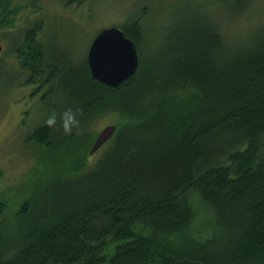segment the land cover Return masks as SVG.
<instances>
[{"label":"trees","instance_id":"1","mask_svg":"<svg viewBox=\"0 0 264 264\" xmlns=\"http://www.w3.org/2000/svg\"><path fill=\"white\" fill-rule=\"evenodd\" d=\"M192 4L156 46L149 9L117 26L139 68L114 89L55 52L41 16L20 30L26 81L59 80L79 123L30 135L39 181L11 219L0 201V264H264V0ZM23 8L0 0V28ZM105 117L117 130L92 163Z\"/></svg>","mask_w":264,"mask_h":264},{"label":"rangeland","instance_id":"2","mask_svg":"<svg viewBox=\"0 0 264 264\" xmlns=\"http://www.w3.org/2000/svg\"><path fill=\"white\" fill-rule=\"evenodd\" d=\"M80 2L81 4L69 0H20V4L24 5L23 11L9 25L0 28V201L7 204L8 219L13 217L19 205L29 195L30 187L33 190L31 185L39 181L35 148L29 142L32 132L45 124L54 113L58 123L57 133L62 137L71 133L65 132L63 128V113L71 110L77 116L75 102L59 80L45 87L29 85L26 81L27 75L22 72L15 54L14 41L19 40L20 30L31 19L40 16L44 19L45 40L55 52L61 51L68 56L72 66H75L85 61L98 33L121 25L131 14L139 15L143 10L149 9L147 41L155 46L161 40L162 29L171 24L172 16L184 11L187 6H195L192 2L199 6L209 4L208 10L213 14H220L217 0ZM230 32L232 35V31ZM113 122L112 118L105 117L89 123L87 128L93 134L90 143L94 144L100 132ZM95 154L91 158L92 163L101 155L100 152ZM106 247L107 251L108 244Z\"/></svg>","mask_w":264,"mask_h":264},{"label":"water","instance_id":"3","mask_svg":"<svg viewBox=\"0 0 264 264\" xmlns=\"http://www.w3.org/2000/svg\"><path fill=\"white\" fill-rule=\"evenodd\" d=\"M86 61L93 80L109 87L118 88L139 68V56L135 44L118 27L102 30L94 38ZM117 127H105L93 144L90 156L97 153L115 135Z\"/></svg>","mask_w":264,"mask_h":264},{"label":"clouds","instance_id":"4","mask_svg":"<svg viewBox=\"0 0 264 264\" xmlns=\"http://www.w3.org/2000/svg\"><path fill=\"white\" fill-rule=\"evenodd\" d=\"M63 128L65 132H70L72 127L78 125V120L76 119V114H74L71 110H67L63 113ZM46 123L49 126H52L56 123V115L53 113L49 116Z\"/></svg>","mask_w":264,"mask_h":264}]
</instances>
